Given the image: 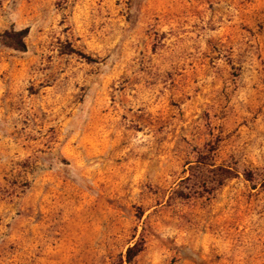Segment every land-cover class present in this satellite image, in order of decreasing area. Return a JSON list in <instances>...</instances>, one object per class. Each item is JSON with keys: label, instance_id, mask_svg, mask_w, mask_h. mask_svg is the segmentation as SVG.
<instances>
[{"label": "rangeland", "instance_id": "obj_1", "mask_svg": "<svg viewBox=\"0 0 264 264\" xmlns=\"http://www.w3.org/2000/svg\"><path fill=\"white\" fill-rule=\"evenodd\" d=\"M0 264H264V0H0Z\"/></svg>", "mask_w": 264, "mask_h": 264}, {"label": "trees", "instance_id": "obj_2", "mask_svg": "<svg viewBox=\"0 0 264 264\" xmlns=\"http://www.w3.org/2000/svg\"><path fill=\"white\" fill-rule=\"evenodd\" d=\"M28 29H20V30H10V31H5L2 34L3 41L6 45L20 50L24 51L26 49V44H25V37L27 36ZM143 248L142 241H136L134 242L131 246H128L125 251L124 255V261L127 263H130L135 256H137Z\"/></svg>", "mask_w": 264, "mask_h": 264}]
</instances>
